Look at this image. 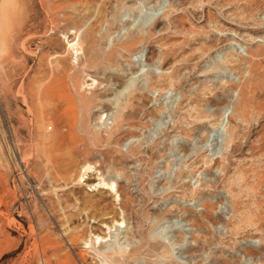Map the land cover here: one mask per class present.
Listing matches in <instances>:
<instances>
[{
    "label": "rangeland",
    "instance_id": "1",
    "mask_svg": "<svg viewBox=\"0 0 264 264\" xmlns=\"http://www.w3.org/2000/svg\"><path fill=\"white\" fill-rule=\"evenodd\" d=\"M0 264H264V0H0Z\"/></svg>",
    "mask_w": 264,
    "mask_h": 264
},
{
    "label": "bare ground",
    "instance_id": "2",
    "mask_svg": "<svg viewBox=\"0 0 264 264\" xmlns=\"http://www.w3.org/2000/svg\"><path fill=\"white\" fill-rule=\"evenodd\" d=\"M75 43V42H74ZM57 45V44H56ZM74 45L75 44H70L69 45V47L71 48V47H74ZM74 49V48H73ZM74 89V88H73ZM51 131H52V136L54 135V133H55V135H56V126L55 125H51ZM44 133V132H43ZM54 135V136H55ZM48 137V136H47ZM53 146V145H52ZM67 147V146H66ZM58 149H59V147H57ZM60 150V149H59ZM54 152H56V153H59V151L58 150H55ZM55 153V157H53V155H50V153H46V158H47V160L46 161H48V162H50V164H52V166H54L55 165V158H56V156H57V154ZM63 177V176H62ZM84 182V181H83ZM90 183L89 185H88V187H92L93 186V184H94V180H92V181H90V179H89V176H88V181H86V183ZM56 183V182H55ZM102 184V183H101ZM105 185V184H104ZM111 190V192L113 191V192H115V194H117V193H119V191L117 190V189H110Z\"/></svg>",
    "mask_w": 264,
    "mask_h": 264
}]
</instances>
